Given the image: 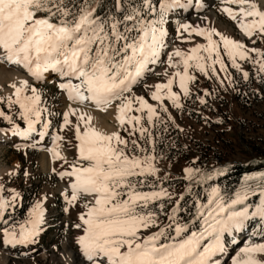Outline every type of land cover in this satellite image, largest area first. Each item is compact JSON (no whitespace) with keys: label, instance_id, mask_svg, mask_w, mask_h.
Returning <instances> with one entry per match:
<instances>
[{"label":"snow or ice","instance_id":"snow-or-ice-1","mask_svg":"<svg viewBox=\"0 0 264 264\" xmlns=\"http://www.w3.org/2000/svg\"><path fill=\"white\" fill-rule=\"evenodd\" d=\"M224 3L235 6L222 11L238 22L247 37L255 38L253 44L264 40V0ZM189 6L190 0H114L112 8L105 11L100 0H0V59L27 69L36 79L49 70L59 73L64 78L59 88L70 100L92 103L104 111L115 105L117 120L127 133V137H121L118 132L98 130L92 125L93 117L83 110L70 107L62 114L64 127L72 124L70 115L78 116L74 129L79 159L61 175L74 177L71 197L64 194L69 203L81 194L92 197L86 201L87 212L80 215L84 234L78 241L92 264H219L217 257L225 252L226 234L243 231L254 218L264 220V174L259 177L257 189L248 185L232 197L225 198L219 188L213 187L207 201L198 204L186 221L180 216L183 194L167 212L164 203L158 205L166 224L150 207L164 199L172 202L173 193L161 186L157 156L148 146L155 140L146 124L154 127L157 121L163 122L160 110L168 112L165 100L177 109L183 107L181 96L190 94L189 82L196 79L189 69L219 75V65L227 72L222 44L231 67L240 69L238 60H250V53L256 52L261 57L256 61L259 71L264 72V51L249 49L216 29L177 20L176 31L181 39L195 33L206 37L207 43L187 52L177 48L168 54V64L175 71L165 73L167 81L154 86L151 99L157 105L134 95L133 85L152 71L149 66L157 64L168 47L166 24L170 15ZM174 57L179 60L174 61ZM242 74L244 78L249 76L247 71ZM174 83L182 92L173 91ZM12 87L15 99L9 96L8 106L19 105V116L26 127L0 110V117L12 124L10 129L0 131L29 137L38 132L40 125L42 138L50 121L43 118L46 109L40 106L39 91L29 87L27 80ZM62 139L55 137L56 141ZM58 147L53 148V156L62 159ZM193 171L185 169L189 179ZM257 190L259 202L247 203L249 195H257ZM16 198L0 197V219L13 209ZM42 222L43 209L37 203L19 231L15 227L2 230V240L12 246L32 242ZM144 231L148 234L142 236ZM232 264H264V242L241 248Z\"/></svg>","mask_w":264,"mask_h":264},{"label":"rangeland","instance_id":"rangeland-1","mask_svg":"<svg viewBox=\"0 0 264 264\" xmlns=\"http://www.w3.org/2000/svg\"><path fill=\"white\" fill-rule=\"evenodd\" d=\"M224 7L235 6L224 3V0H190L189 7L178 10L179 14L170 15L166 24L168 47L161 54L160 61L149 66L152 71L133 85V94L143 96L149 103L157 105L158 102L151 99L154 86L167 81L168 75L165 73L175 71L168 64V54L177 48L187 52L198 44L207 43L206 37L195 33L186 40L181 39L176 31L177 20L180 23L216 29L221 34L244 43L249 49L255 47L264 51V40L253 44L251 41L255 38L247 37L238 26V22L233 21L222 11ZM213 39L219 41L218 36H214ZM250 55L252 57L250 60H238L240 69L233 68L221 44V56L225 57V63L229 66L228 71L220 70L219 65H217L219 75L216 73L205 75L198 69H189L190 75L196 79L189 82L190 94L181 96L180 103L183 107L177 109L170 100H165L168 112L160 110L163 122L157 121L154 127L146 124L155 140L148 146L154 148L153 154L157 156L155 163L159 168L157 175L161 186L173 193L172 202L164 199L150 205L151 209L159 214L162 224L168 221L158 208L160 203L165 204L167 212L181 194L183 196L186 193L192 194L197 185H203L208 172L225 164L250 165L254 160L259 162L256 164L257 168L244 176L243 185L235 193L248 185L252 189H257V185L260 184L259 177L264 174V166L260 165V162L264 161V93L259 82L264 80V72L259 71V64L256 63L261 59L259 54L252 52ZM178 60L179 58L174 57V61ZM2 64L11 73L25 72L19 65H12L7 61H3ZM182 67L181 65V70ZM243 71L249 73L247 78L243 77ZM62 78L59 73L49 70L45 72L43 80L36 79L29 86H35L39 91L40 106L46 109L43 118L50 121L45 136L42 138L39 136V131L42 130L40 125H37L38 132L29 137L12 135L10 131H0V136L4 134L7 137V140L0 138V187L3 189L0 191V197L7 200H11L13 196L17 197L13 209L8 211L11 215L17 214L25 202L28 204V210L24 215H20V218L15 217L14 221L8 222L7 212L0 219V264H92L83 254L82 246L78 242L79 237L84 234L80 215L87 212L86 201L92 197L81 194L74 203H69L64 194L67 193L71 197L70 184L74 177L61 175L70 171L71 165L77 163L79 159L74 129L78 116L70 115L72 124L64 127L62 114L69 111L71 104L94 108L95 106L92 103L81 104L70 100L67 92L59 88V84L64 82ZM173 91L182 92L178 83H174ZM26 94L31 95L30 92ZM9 96L15 99V90L11 89L10 83L0 84V110L13 116L15 123L20 124L22 128L26 127V122L19 116V105L8 106ZM113 107L115 108V105ZM92 125H97L94 119ZM11 127L10 121L0 117V129L8 130ZM116 128L115 132L121 137H127L119 122ZM57 135L63 139L49 145L50 138ZM57 144L59 147L56 150L62 159L53 156V148ZM44 158L48 164L46 166L43 163ZM187 168L194 170L191 179L185 172ZM253 177L256 179H252ZM213 187L215 186L203 185L201 189L193 191L198 204L207 201ZM235 193L221 194L228 198ZM258 196L257 190V195L250 194L249 198ZM37 203H40L43 209V222L40 225L41 230L32 240L36 245H29L25 250H21L4 243L2 230L15 227L19 231V226L28 221ZM247 203L254 202L249 200ZM181 217L184 219L187 215ZM78 224L81 227L77 228ZM147 234V231L141 233L142 236ZM38 240L40 243H36ZM260 242H264V220L257 217L249 221L243 231L226 234L225 252L217 259L220 264H232L233 257L241 248L250 243ZM39 248L41 250L38 252Z\"/></svg>","mask_w":264,"mask_h":264},{"label":"trees","instance_id":"trees-1","mask_svg":"<svg viewBox=\"0 0 264 264\" xmlns=\"http://www.w3.org/2000/svg\"><path fill=\"white\" fill-rule=\"evenodd\" d=\"M114 0H100V7L104 8L105 11L112 8ZM99 11V8H98ZM259 86L264 93V80H260ZM264 98V95H263ZM36 136V134H34ZM171 154V152H170ZM259 163L257 160H254L251 165H245L241 163H228L223 166H221L218 169H215L211 172H208L206 176L204 177L205 181L203 182V185L205 186H215L220 189L221 193H230L233 194L235 191H237L244 181V176L246 173L252 169H255V167H258L256 164ZM261 166H264V161L260 162ZM202 184H199L196 186L195 190L201 189ZM184 194V199L180 201V207L182 211L180 212V216L185 217L184 219H188L189 217L193 216L195 213V208L198 205L197 203V197L193 196V192ZM258 202V200H256ZM24 206L20 208L19 214L24 215L26 211L28 210V204L25 202L23 204ZM16 215V216H15ZM11 215L9 212L7 213L6 217H8L7 221H13L17 214ZM40 240L36 243H40ZM36 245V244H33ZM17 248H21V250H25V248H28L27 246L23 245H16ZM41 248H39L37 251L39 252ZM37 252V253H38Z\"/></svg>","mask_w":264,"mask_h":264},{"label":"bare ground","instance_id":"bare-ground-1","mask_svg":"<svg viewBox=\"0 0 264 264\" xmlns=\"http://www.w3.org/2000/svg\"><path fill=\"white\" fill-rule=\"evenodd\" d=\"M5 60L0 59V84L6 85L7 83H10L11 89L15 90L12 85L15 84L17 87L21 86V82L23 80H27L29 83V86L31 85L32 82L36 80L35 77L31 75L30 72L27 71V69L22 67V71H25L22 73L21 71L19 72H9L3 67L4 65L2 62ZM20 70V69H19ZM45 77V73L43 74L42 78ZM41 78V79H42ZM76 107L78 110H83L87 112L88 114H91L95 123L97 125L95 126L98 130L103 131L107 134H111L117 130L116 125L118 124L117 120V112L116 109L112 106L110 107L107 111H104L102 109H97L96 107H88L86 105H77V104H71L69 105V108ZM0 138L7 140V137L2 134ZM43 163L46 165L47 162L45 158L43 159Z\"/></svg>","mask_w":264,"mask_h":264}]
</instances>
